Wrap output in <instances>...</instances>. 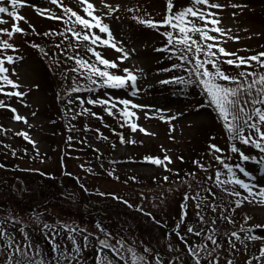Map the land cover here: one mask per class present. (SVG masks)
I'll return each instance as SVG.
<instances>
[{"label": "rangeland", "instance_id": "1", "mask_svg": "<svg viewBox=\"0 0 264 264\" xmlns=\"http://www.w3.org/2000/svg\"><path fill=\"white\" fill-rule=\"evenodd\" d=\"M91 2L100 9L97 15L106 11L102 8L100 0H91ZM106 2L113 5L120 4L121 7L113 17L106 18L105 23L111 26L118 40H123L127 49H135L134 53H130V59L123 63L117 61L119 69H143V77L137 82L141 91L136 97L130 95L131 89L98 88L92 92L85 90L72 92L71 89L76 86L82 89L87 88L88 81L77 73L68 71L76 65L73 60L67 59V56L79 52L81 57L89 59L90 62L94 60V57L83 47L75 51L69 49L68 41L62 36H45V32L64 31L66 25L59 20L41 17L31 6L19 10L27 21L19 22V26L28 34H15L11 38L2 36L3 39H9V42L15 46V51L9 49L4 54L24 58L15 65L17 75H11V67L9 74L13 80H17L22 85L19 90L28 94L23 98V103L15 97L8 98L2 93H0V100L15 107L19 114L28 119V124L12 120L11 111L0 109V126L7 129L6 133L0 132V165H3L0 167V179L5 178V174L8 176L9 173L14 174V169L17 171L28 169L32 176L31 187L39 182L45 183L47 188L44 192L47 194L42 196L40 193L37 196V193H30V197H34L31 204L24 201L20 203L22 193L15 194L18 201L15 200L14 203L11 202L12 197L6 199L1 196L3 193H0V219L7 218L9 215L16 217L19 223H7V230L23 246L25 240L19 231L23 227L28 233L33 251L38 248L41 252V256L37 258H43L45 261L51 260L54 255L49 240L53 233L43 230V223L54 225L57 230L63 224L86 229L85 233L76 235L82 251L72 264H96L98 239H108L110 243L115 244L119 238H122L129 247H133L138 254L153 261V264L157 256L162 264H195L186 245L178 239L176 232L179 231L181 235H185L187 245L195 248L204 241V237L187 233L186 227L190 225L196 231L203 228L206 232L208 228L213 227L210 223L211 219H215L214 227L218 230V242L224 247L213 253V256L219 255L220 264H226L227 259H233L235 264H246L247 260L259 255L261 241H245L247 247L236 241V249L229 251L227 237L224 234L238 230L242 224H245L243 219L245 214L252 217V220L245 225L246 227L264 224V208L245 202L241 208L232 213L230 209L235 207V204L229 202L234 201L236 197L221 191L212 180L207 179L209 176L214 179L217 169L226 172L215 160V155L225 158L232 156L231 160L226 159L225 162L235 164L239 162L238 154L230 152L228 135L215 111L207 106L199 107L206 103L201 89L195 86L185 88L177 83H159L173 77H187L188 73L182 69L163 71L180 61L174 56L169 58V52L155 51L154 49L165 46L166 38L133 19V16H137L155 21L162 20L166 0H106ZM174 2L176 8L189 4V0H174ZM214 2L222 5H228L229 2L248 5L243 11L230 7L213 10L218 11L225 28H232L231 35L240 37L238 41L227 40L223 43L222 46L228 52H236L240 56L247 57L264 51V0H214ZM29 3L51 9L56 15L63 14L59 7L48 3V0H29ZM63 3L84 15L77 0H63ZM129 8L136 10L127 11ZM233 12L237 13L234 18ZM0 15L9 21L0 25V28L11 29V18L6 14ZM116 17H119V20ZM164 30L166 29L162 28L160 31ZM257 33L259 35H256ZM211 34L216 35V33ZM195 38L199 39V36ZM33 44L40 47L34 48ZM57 44L60 45L59 49L55 47ZM40 48L47 52V57ZM61 49H64L66 55L61 52ZM97 50L101 51L108 60H117L120 55L107 47ZM54 60L57 62H53ZM221 67L229 74H236L238 71L234 66L226 64H222ZM119 69L112 71L122 75ZM9 90L13 89L6 86V91ZM77 97L85 101L82 106ZM110 97L131 99L134 103L150 106V109L137 110L139 120L136 122L155 135L146 136L139 131L133 133L128 126H120L122 121L118 113L112 116L105 111V106L87 103L89 99L100 100ZM84 108L90 109L91 113L96 115L80 114ZM156 110L162 111L157 113ZM144 111H151L153 118L145 119ZM33 112L36 113L35 116L32 115ZM159 115L165 116V120L159 119ZM173 115L176 119L168 122L167 118ZM171 128L175 130L170 132ZM22 131L28 132L29 136L36 141L35 148L23 137L16 135L17 132ZM118 134L119 138L122 134L126 141L134 139L136 143L122 144L120 140L117 142L114 137ZM210 144H216L225 151L213 154L209 148ZM237 146L241 147L247 155H264L238 142ZM37 149L39 155H37ZM164 150H168L167 155L172 158V163L168 165L171 171L152 165L144 159L149 155L163 158ZM13 151L15 155L12 154ZM180 157H183L185 161L179 159ZM193 161H200L208 170L200 169ZM244 166L252 173L254 179L244 177L240 173L238 175L257 186H264V169L252 160L244 162ZM89 168L92 172L87 171ZM110 172L114 175H109ZM189 173H195V177L188 175ZM45 174L48 179L60 180L61 178L59 183H66L56 184L62 193L50 186ZM165 176L168 177L167 181L163 179ZM132 177H135V180L131 179ZM224 178L226 177H222ZM7 181L12 182L11 179ZM206 188H212V191L216 193L217 204H223L224 208L229 209L225 215H231L235 224L222 221L219 215L220 209L213 213L206 206H202L203 214L205 220L209 222L202 224L196 216V202L189 199L185 222L177 229L185 193L191 197L199 192L201 196H208L211 200L212 197L204 190ZM236 190L242 195H247L238 186ZM71 191L74 192V198H69ZM55 192L59 194V197L72 201L74 205L68 202L63 207L64 203L58 201L59 199L49 198ZM93 194L96 196H91ZM85 199H91V201H85ZM78 204L79 208L76 207ZM103 204H108L109 208ZM90 205L103 206L107 209V214L102 216L103 225L97 222L98 220L92 219L93 217L85 216L83 219L77 215L75 209L81 210L82 207L87 208ZM68 207H74V211L71 212V209H67ZM148 213H151V217L147 215ZM33 214L39 215L41 224L33 222ZM98 224L104 229L103 232L97 228ZM254 232L258 235L264 234V229H254ZM68 235L67 232L60 230L59 235L55 237L56 243L61 246L60 251L67 248L68 252H71L73 245ZM83 235H88L87 247H84ZM244 235L245 233H241L242 237ZM2 243L0 241V244ZM169 245L172 251H169ZM209 247H212L210 243ZM145 248L151 251L145 252ZM104 251L110 258H115L108 249ZM201 255L203 256L204 253ZM177 257L179 259H176ZM2 259L0 258V264ZM64 264L68 262L65 261ZM118 264L123 262L120 261ZM202 264L205 262L202 261ZM253 264H264V258L260 261L253 259Z\"/></svg>", "mask_w": 264, "mask_h": 264}, {"label": "snow or ice", "instance_id": "2", "mask_svg": "<svg viewBox=\"0 0 264 264\" xmlns=\"http://www.w3.org/2000/svg\"><path fill=\"white\" fill-rule=\"evenodd\" d=\"M48 3L59 7L63 14L56 15L51 9L38 7L34 3L30 4L29 0H0V14H6L12 20L11 29L0 28V93L8 98L15 97L21 103L24 102L23 98L28 94L25 91H20L19 89L22 85L17 80L11 78V75H17L15 65L24 58L4 54L9 49L15 51V46L9 42V39H3L2 36L11 38L15 34H28L19 26V22H27L26 17L21 15L19 10L23 7L31 6L41 17L59 20L66 25L64 31L45 32V36H62L64 40L68 41L67 47L69 49L75 51L83 47L87 53H90L94 57V60L90 62L89 59L81 57L79 52H76L75 55L67 56V59L73 60L76 65L68 71L77 73L88 81L87 88L82 89L80 86H76L71 89L72 92H80L82 90L92 92L98 88L131 89L130 95L136 97L141 91L137 82L143 77V69H119V63L117 62L123 63L125 60L130 59V53H134L135 49H127L123 40H118L114 36L111 26L105 23L106 18L113 17L119 11L120 4L113 5L107 3L106 0H100L102 8L106 9V11L102 12L101 15H97L100 9L91 0H77L79 7L84 13V15H81L72 7L65 5L63 0H48ZM225 7L243 11L248 5L231 2L228 5H222L214 2V0H189L187 6L176 8L174 0H166L165 14L162 20L155 21L154 19H144L137 16H133V19L157 31L166 38L165 46L156 48L154 49L155 51L169 52V58L174 56L180 61L179 63H174L171 68L163 69V71L182 69L188 73L187 77H173L168 80H162L159 83H177L183 85L185 88L195 86L201 89V94L205 97L206 103L199 107L207 106L211 108L221 120L230 142V152L238 154L239 162L229 164L225 161L226 159L231 160L232 156L225 158L221 155H215V160L222 165L226 172L217 169L214 179L212 176H209L207 179L212 180L214 185L221 191L236 197L234 201L229 202L235 204V207L230 209L232 213H235L245 202L264 208V186H257L238 175L240 173L244 177L254 179L252 173L246 170L244 162L250 160L255 161L256 164L264 169V155L250 156L245 154L241 147L237 146L238 142L240 145L250 146L258 150L260 154H264V51L245 57L238 55L236 52H228L222 46L227 40L238 41L240 39L239 36L231 35L232 28H225L222 25L218 11H213L223 10ZM135 10L132 8L127 9L130 12ZM236 15V12L232 13L233 18ZM116 19L119 20V17H116ZM6 23H9V21L4 19L3 15H0V25ZM234 23L235 20L233 19ZM77 26H79V30H77ZM162 28L166 30L161 32L160 30ZM244 31H247V29H244ZM68 33L71 35H67ZM211 33H216V35H212ZM256 35H259V33ZM196 36H199V39H196ZM32 47L39 48L40 46L33 44ZM55 47L59 49L60 45L57 44ZM101 47L115 50L120 55L117 57V60H108L102 55L101 51L97 50ZM40 51L47 57L48 54L43 48H40ZM61 52L66 55L64 49H61ZM53 62L57 61L54 60ZM222 64L234 66L238 70L237 73L229 74L225 72L221 67ZM10 67L11 75L9 74ZM117 69L122 71L123 74H116L115 71H112ZM249 69L252 70L249 71ZM6 86H10L13 90L6 91ZM77 99L80 98L77 97ZM84 103L85 101L80 99L81 106ZM87 103L105 106V111L112 116H116L118 113L122 121L120 126H128L133 133L139 131L146 136L155 135L136 122L139 120L137 110L150 109L148 105L134 103L131 99L112 97L100 100L89 99ZM25 106L27 105L25 104ZM0 109L11 111L13 113L12 120L28 124V119L19 114L15 107H12L4 100H0ZM114 109L115 111H113ZM161 111L156 110L157 113ZM85 113L93 116L96 115L95 113H91L90 109L87 108H84L80 114ZM32 115L35 116L36 113L33 112ZM144 117L145 119L153 118L151 111H144ZM159 119L165 120V116L159 115ZM175 119L176 116L174 115L167 118L168 122ZM174 130V128H171L170 132ZM246 130L247 134H245ZM0 132L6 133L7 129H3L0 126ZM16 135L23 137L34 148L36 147V141L29 136L28 132H17ZM69 140H71V137H69ZM120 142L122 144L136 143L134 139L126 141L122 134L120 135ZM209 148L213 154L223 153L225 151L216 144H210ZM164 151L165 155L163 158L149 155L144 157V159L152 165L163 167L166 171H171L168 165L172 163V158L167 155L168 150ZM12 154L15 155V151ZM37 155H39L38 149ZM179 159L183 160V157ZM193 163L204 171L208 170L200 161H193ZM0 167H3V165H0ZM87 171L92 172V169L89 168ZM65 174L71 175L70 173ZM109 175H114V173L110 172ZM188 175L193 178L195 177V173H189ZM222 177L226 178L222 179ZM116 179H119V177H116ZM131 179L135 180V177ZM163 179L167 181L168 177L165 176ZM229 185L233 187H227ZM236 186L243 189L247 195H242L240 191H237ZM81 187L83 186L81 185ZM189 188H191V184H189ZM204 190L212 197L211 200L208 199V196H201L199 192L191 197L185 193L181 218L177 229L185 222L188 208L187 201L189 199L196 202V216L202 224L209 222L205 220L202 206L210 208L213 213L220 209V219L226 221L228 224H235L231 215H225V212L229 211V209L224 208L223 204H217L215 202L218 197L212 191V188H206ZM116 198L119 199V197ZM124 203H127V201H124ZM147 215L151 217V213ZM243 219L245 224H242L238 230L225 233L224 235L227 237L229 251L236 249V241H239L241 244H245V241H261L259 255L246 261V264H253V259L260 261L261 258H264V234L258 235L254 232V229H264V224H254L246 227L245 225L248 221L252 220V217L245 214ZM9 222L19 223V220L11 215L7 218L0 219V241L3 242L0 244V258H3L2 264H64L65 261L68 264H72V261L77 260L81 254V245L77 242L76 235L85 233L86 229L63 224L57 230L54 225L43 223L42 229L53 233L49 237V240L52 244L54 255L51 260L45 261L43 258H37L41 256V252L38 248L33 251L28 233L24 231L23 227L19 231L23 235L25 243L21 246L16 241L15 236L7 230L6 225ZM33 222L41 224L39 215L33 214ZM156 223L159 222L156 221ZM210 223L213 227L208 228L206 232L203 228L196 231L190 225L186 227L187 233L204 237V241L195 248L187 245L185 235H181L179 231L176 232L178 239L186 245L187 251L195 261V264H202V261L205 264H220L219 255L213 256V253L224 247V245L218 242V230L214 227L216 220L211 219ZM97 228L102 232L104 231L99 224ZM60 230L69 234L68 239L71 240L73 245L71 252H68L67 248L60 251L61 246L55 241V237L59 235ZM241 233H245V235L242 237ZM83 240L85 242L84 247H87L88 235H83ZM209 243L212 246L211 248L209 247ZM98 244L96 264H118L120 261L123 264H153V261H150L142 254H138L133 247H129L122 238L117 239L115 244L110 243L108 239H98ZM245 247H247L246 244ZM105 249H108L115 258H110L105 253ZM172 250L171 245H169V251ZM150 251V249L145 248V252ZM201 253H204V255L202 256ZM176 259L179 258L177 257ZM154 264H162L158 256L154 258ZM226 264H235V262L233 259H227Z\"/></svg>", "mask_w": 264, "mask_h": 264}, {"label": "trees", "instance_id": "3", "mask_svg": "<svg viewBox=\"0 0 264 264\" xmlns=\"http://www.w3.org/2000/svg\"><path fill=\"white\" fill-rule=\"evenodd\" d=\"M115 140H117V142L120 140L119 138V134L114 137ZM182 161H185V159L183 158ZM14 174H11L9 173V176L5 174V178H2L0 179V193H3L1 194L2 197L4 198H9V197H12V203L16 201H18V197L15 196L16 193H22V197L20 198V203H22L23 201L24 202H30L32 204V198L34 197H30V193H37V196L38 194L41 193L42 196H45L47 193H45L44 191L46 190L47 188V184L45 183H41L39 182L38 184H33L34 187H31L32 184H30V181H31V178L32 176H30V171H28V169H25V170H15L14 169ZM18 173H21L20 175H18ZM22 175V176H21ZM46 176V174H45ZM46 178V181L48 180V183L50 184V186L52 188H55V189H58V191L61 192L60 187L57 186L56 184H62V183H59L61 181V178L60 180H52V179H48L47 176L45 177ZM12 180V182H9L7 180ZM3 180H5L3 182ZM63 184H66V183H63ZM62 189V188H61ZM66 189H68L66 187ZM6 190V192H5ZM62 193V192H61ZM74 195V192L71 191L69 192V198H74L73 197ZM91 196H96V195H91ZM51 199H59L58 201L64 203L62 204L63 207H65L64 205L65 204H68V202H71L73 205L74 203L72 201H67L66 198H63V197H59V194H57L56 192L51 196L49 197ZM10 199V198H9ZM85 201H91V199H85ZM84 202V200L82 201ZM104 206L107 205V208H109V205L108 204H103ZM77 208H79V204L76 206ZM74 207H68L67 209L70 210L71 209V212H73ZM76 210V213L79 217L85 219V216H88V217H93L92 219H94L95 221L98 220L97 222H99L100 224L103 225V221L104 219H102L103 215L105 216L107 214V209L103 208V207H96L95 205H90L89 207L87 208H83L81 210L79 209H75Z\"/></svg>", "mask_w": 264, "mask_h": 264}]
</instances>
